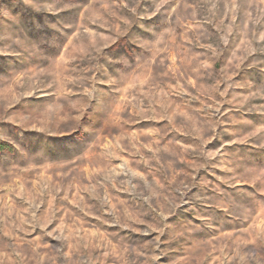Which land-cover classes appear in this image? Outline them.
Returning a JSON list of instances; mask_svg holds the SVG:
<instances>
[{
	"label": "rangeland",
	"instance_id": "obj_1",
	"mask_svg": "<svg viewBox=\"0 0 264 264\" xmlns=\"http://www.w3.org/2000/svg\"><path fill=\"white\" fill-rule=\"evenodd\" d=\"M0 264H264V0H0Z\"/></svg>",
	"mask_w": 264,
	"mask_h": 264
}]
</instances>
